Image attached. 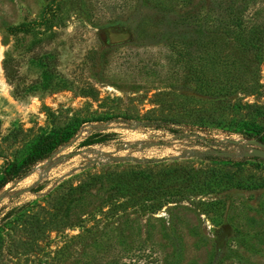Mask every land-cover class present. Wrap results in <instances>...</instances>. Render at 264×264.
<instances>
[{"label": "rangeland", "instance_id": "rangeland-1", "mask_svg": "<svg viewBox=\"0 0 264 264\" xmlns=\"http://www.w3.org/2000/svg\"><path fill=\"white\" fill-rule=\"evenodd\" d=\"M263 42L264 0H0V264H264Z\"/></svg>", "mask_w": 264, "mask_h": 264}, {"label": "trees", "instance_id": "trees-1", "mask_svg": "<svg viewBox=\"0 0 264 264\" xmlns=\"http://www.w3.org/2000/svg\"><path fill=\"white\" fill-rule=\"evenodd\" d=\"M193 43L195 40H191ZM258 45L262 43L263 38L258 37L257 39ZM264 43V42H263ZM171 44H176V41ZM4 76L7 80H9L8 73L6 71V68L3 67ZM225 105H227L225 103ZM230 106V105H229ZM224 108V107H223ZM74 134V129H52L48 134L44 136H40L33 144H31V147L29 148V152L27 153L26 158L21 163L24 164L25 170L29 168L30 165L45 160L48 158L53 151H55L58 147L63 145L64 143L68 142V140L71 138V136ZM260 132L256 131V135L258 136ZM264 138V135L262 136ZM260 138V142L264 143V140ZM255 160L264 162L260 159L255 158ZM14 167V163L12 164ZM8 179H3L0 182V188L6 184Z\"/></svg>", "mask_w": 264, "mask_h": 264}, {"label": "water", "instance_id": "water-1", "mask_svg": "<svg viewBox=\"0 0 264 264\" xmlns=\"http://www.w3.org/2000/svg\"><path fill=\"white\" fill-rule=\"evenodd\" d=\"M248 144L251 145L252 147L250 148L249 153H244V156L257 158L264 161V143L257 140H252V141H248ZM215 155L220 157H227L226 154L219 152H215Z\"/></svg>", "mask_w": 264, "mask_h": 264}, {"label": "bare ground", "instance_id": "bare-ground-1", "mask_svg": "<svg viewBox=\"0 0 264 264\" xmlns=\"http://www.w3.org/2000/svg\"><path fill=\"white\" fill-rule=\"evenodd\" d=\"M1 73V72H0Z\"/></svg>", "mask_w": 264, "mask_h": 264}]
</instances>
